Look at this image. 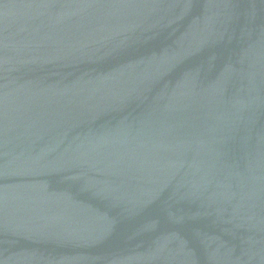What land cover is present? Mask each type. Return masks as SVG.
I'll use <instances>...</instances> for the list:
<instances>
[{"label":"water","instance_id":"obj_1","mask_svg":"<svg viewBox=\"0 0 264 264\" xmlns=\"http://www.w3.org/2000/svg\"><path fill=\"white\" fill-rule=\"evenodd\" d=\"M0 264H264V0H0Z\"/></svg>","mask_w":264,"mask_h":264}]
</instances>
